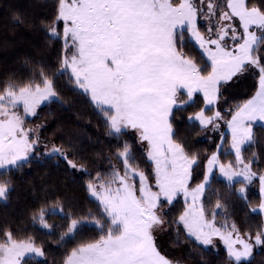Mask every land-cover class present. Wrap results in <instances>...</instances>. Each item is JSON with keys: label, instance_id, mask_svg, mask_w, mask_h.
Segmentation results:
<instances>
[{"label": "snow or ice", "instance_id": "snow-or-ice-1", "mask_svg": "<svg viewBox=\"0 0 264 264\" xmlns=\"http://www.w3.org/2000/svg\"><path fill=\"white\" fill-rule=\"evenodd\" d=\"M198 17L215 21V28L202 33ZM13 19L22 22L19 15ZM60 22L64 49L60 74L70 73L69 79L103 116L109 135L119 137L134 130L154 165L155 178L154 185L149 183L125 141L114 153L122 167L113 164L108 174L88 173L86 188L99 203V218L91 212L76 217L59 201L40 207L33 223L47 234L62 229L59 241L74 238L89 225L100 232L98 239L73 248L63 264H178L162 255L156 242V234L172 225L178 234L182 226L187 238L205 247L214 246L218 238L226 247L228 264H252L264 246V224L255 233H242L225 215L218 225L217 216L226 212L227 205L212 189L211 180L218 168L226 187L240 183L236 192L247 199V186L258 179L261 200L258 208L250 210L264 214V174L253 171L255 153L249 160L242 155L245 145L256 143L254 124L264 122V0H224L223 4L219 0H57L50 38H61ZM187 43L206 57L204 67L184 52ZM250 70L258 71V90L226 121L235 163L220 162L214 152L206 158L202 181L190 187L200 157L174 139L175 113L184 111L195 93H202L205 107L187 120L218 129L221 113L206 115V111L218 100L221 87ZM40 76V83H8L0 90V176L29 163L40 143L37 129L26 127L25 118L36 116L45 101H59L52 79L43 72ZM52 154L66 160L71 169L88 171L68 159L61 147L53 145L48 155ZM12 190L10 181H0V201ZM181 194L184 211L170 219L168 209ZM213 196L216 201L209 216L205 202L211 203ZM52 216L67 223H49ZM29 254L44 257L45 252L31 237L21 240L11 230L3 232L0 264H22Z\"/></svg>", "mask_w": 264, "mask_h": 264}, {"label": "trees", "instance_id": "trees-1", "mask_svg": "<svg viewBox=\"0 0 264 264\" xmlns=\"http://www.w3.org/2000/svg\"><path fill=\"white\" fill-rule=\"evenodd\" d=\"M198 1V0H197ZM221 4L224 0H219ZM198 3V2H197ZM57 0H0V90L8 83L23 85L28 82L40 83L41 72L52 79L59 101L44 104L34 119L26 120L31 127L41 126L43 136L53 141L68 154V158L77 165H85L87 172L77 173L66 161L55 156L35 154L30 162L20 169H12L7 175L0 176V181H10L12 191L6 200L0 201V237L4 231L11 230L17 239L26 240L31 237L37 246H42L45 255L42 259L25 258L22 264H63L64 259L81 243L99 238L100 232L89 225L83 228L74 238L59 241L60 231L47 234L38 223H33V214L46 202L50 205L59 201L65 211L76 217L91 212L100 217L101 208L86 188L90 179L88 173L95 176L110 173L114 164L122 165L115 159L114 153L126 141L136 156L139 168L145 172L149 183L154 185L155 178L151 161L147 159L144 145H141L136 134L125 131L117 137L109 135V129L101 114L95 109L87 95L82 94L69 79L70 73L60 74L61 57L64 54L62 39V23L57 25L61 38H50L48 28L56 15ZM19 15L22 22L13 19ZM202 33L207 34V24L198 23ZM215 28V24L212 26ZM213 28V29H214ZM184 52L204 67L206 57L193 43H187ZM71 52L69 51V55ZM258 71L250 70L239 78H234L228 85L221 87L218 103L215 108L206 111L212 115L219 111L223 119L216 123L218 129L202 128L197 122H190L187 117L204 108V100L196 94L193 101L184 111L176 112L173 120L174 139L183 143L189 154H198V165L194 166L190 187H195L203 179L207 157L217 151L221 144L219 160L222 163H235V155L231 152V135L226 132L227 123L236 108L251 99L258 89ZM182 99H187L182 96ZM256 143L242 149L245 160L256 154L253 171L264 174V126H253ZM223 134V139L221 137ZM215 171L212 176V189L218 191L227 205L226 212L217 216V224H223L225 215L228 222H235L241 232L255 233L258 226L264 224V217L258 212H251L257 207L261 196L258 193V179L246 188V198H241L236 189L241 187L235 183L226 187L224 179ZM216 197L211 203L205 202L209 216L215 205ZM185 201L177 196L174 205L168 209L170 219H176L184 211ZM49 223L64 225L66 220L59 216L49 217ZM171 247L180 248L191 264H228L226 248H207L199 245L193 238H187L180 226L179 234L176 225L168 227ZM59 241V242H58ZM252 264H264V246L255 253Z\"/></svg>", "mask_w": 264, "mask_h": 264}, {"label": "rangeland", "instance_id": "rangeland-1", "mask_svg": "<svg viewBox=\"0 0 264 264\" xmlns=\"http://www.w3.org/2000/svg\"><path fill=\"white\" fill-rule=\"evenodd\" d=\"M196 2H198L199 3V0L197 1L196 0ZM199 22H203V23H205V24H207V27L209 28L210 26L212 27L214 24H215V21H212L211 23L209 22V21H207V20H205L203 17H198V19H197V25H198V23ZM62 23V22H61ZM238 23V22H237ZM199 27V26H198ZM62 28H63V23H62ZM214 28V27H213ZM242 31V30H241ZM62 32H63V30H62ZM63 39V38H62ZM227 43H228V45L231 47V45H232V42H231V40L229 39L228 41H227ZM198 48V47H197ZM199 49V48H198ZM200 50V49H199ZM201 51V50H200ZM235 78V77H234ZM233 78V79H234ZM231 82V81H230ZM258 90V89H257ZM196 94H200L202 97H203V94L202 93H199V92H197V93H195L194 95H193V98H194V96L196 95ZM192 101H193V99H192ZM191 101V102H192ZM49 101H45L44 103H42L41 105H40V107L39 108H37V113H38V110L40 109V108H42V106L44 105V104H46V103H48ZM190 102V103H191ZM217 103H218V100L216 101V103L214 104V105H212V106H210V108H215L216 106H217ZM18 111L20 112V114L23 116V109H22V107H20L19 109H18ZM35 117V116H34ZM34 117H26L25 118V126L26 127H28V128H30V126H28V125H26V120H28V119H34ZM231 119V118H230ZM229 119V120H230ZM198 124H199V122H197ZM262 124H264V122H259V121H257L256 122V124H254V126L255 125H259V126H262ZM208 127H210V125L208 126ZM31 128H36L37 129V133H36V135H38V137H39V141H40V143H39V145L37 146V148H36V150L34 151V153L32 154V156L33 155H35V154H37V155H39L40 153L41 154H44L45 156H55V157H58L59 159H61V160H64L62 157H60L58 154H52V155H48V153L50 152V150H51V148L53 147V145H55V146H57L56 144H54V142L53 141H50V140H47L44 136H43V134H42V127L41 126H39L38 128H37V126H34V127H31ZM125 131H130V132H132V133H134V134H136L135 132H134V130H131V129H127V130H125ZM226 132L228 133V134H230L231 135V130L228 128V126H227V128H226ZM136 137H137V134H136ZM138 138V137H137ZM142 145V144H141ZM220 146H221V144H220ZM58 147V146H57ZM144 148H145V146H144ZM221 148V147H220ZM145 150H146V148H145ZM221 150V149H220ZM219 150V151H220ZM219 151H216L217 152V154L219 155ZM232 152V151H231ZM233 154H234V152H232ZM68 155V154H67ZM235 155V154H234ZM69 159V158H68ZM64 161H66V160H64ZM67 163V162H66ZM75 172H77V173H81V172H83V171H78V170H76V169H73ZM215 171H217V172H219V170H218V168H214L213 169V173H215ZM219 175H220V173H218ZM213 176V175H212ZM221 176V175H220ZM221 178L223 179V177L221 176ZM137 187H139V182H138V179H137ZM258 193L260 194V192H259V180H258ZM179 196H182L183 197V195L181 194V195H179ZM94 198V197H93ZM183 199H184V197H183ZM258 213H259V211H257ZM259 214H261V213H259ZM263 217H264V214H261ZM169 236H168V229L166 228V230L165 231H163V232H159V233H157L156 234V242H157V246H158V249L160 250V252H161V254L162 255H164L166 258H168V259H170V260H172V261H177L178 262V264H191V262H189L188 260H186V258H185V256H184V254H183V251L184 250H182V249H180V248H173V247H171V245H170V242H169ZM194 239V238H193ZM198 243V242H197ZM219 246H223V247H225L224 246V244L221 242V241H219V239L218 238H215L214 239V246H207V248H218ZM226 248V247H225ZM28 257H33V258H37V259H42L43 257H34V255L33 254H29V255H27V256H25V258H28ZM24 258V259H25Z\"/></svg>", "mask_w": 264, "mask_h": 264}]
</instances>
